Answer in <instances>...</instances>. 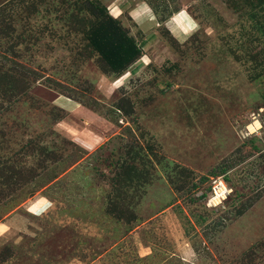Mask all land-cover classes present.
I'll return each mask as SVG.
<instances>
[{"label": "rangeland", "instance_id": "374dc122", "mask_svg": "<svg viewBox=\"0 0 264 264\" xmlns=\"http://www.w3.org/2000/svg\"><path fill=\"white\" fill-rule=\"evenodd\" d=\"M0 227V264H264V0H0Z\"/></svg>", "mask_w": 264, "mask_h": 264}, {"label": "trees", "instance_id": "16d2710c", "mask_svg": "<svg viewBox=\"0 0 264 264\" xmlns=\"http://www.w3.org/2000/svg\"><path fill=\"white\" fill-rule=\"evenodd\" d=\"M103 28L99 30L100 39L96 43L99 42L97 44L103 56L106 57L109 69L120 73L138 59L141 46L145 43L139 44L118 25L110 24Z\"/></svg>", "mask_w": 264, "mask_h": 264}, {"label": "built area", "instance_id": "2783aa9c", "mask_svg": "<svg viewBox=\"0 0 264 264\" xmlns=\"http://www.w3.org/2000/svg\"><path fill=\"white\" fill-rule=\"evenodd\" d=\"M257 121L259 122V126L254 125V123H255L256 121H255L254 123H251V124L248 125V126L253 125V126H252V129H249V128H248L250 134L254 133V132L257 131L259 128H262V125H261L260 121H259V120H257ZM248 126H247V127H248ZM222 188H225V189H226V185H225V183H224L223 180H220V181H219L218 183H216V185L214 186V195L212 196L211 199H209V202H208V206H209V207H216V206H218V205L222 202V200L225 198V196H226V195H224V193H225V189H224V191L222 192V191H221Z\"/></svg>", "mask_w": 264, "mask_h": 264}, {"label": "crops", "instance_id": "0c3cea01", "mask_svg": "<svg viewBox=\"0 0 264 264\" xmlns=\"http://www.w3.org/2000/svg\"><path fill=\"white\" fill-rule=\"evenodd\" d=\"M141 7V6H140ZM140 12L143 14V13H145L146 11H145V9L143 10V9H141L140 8ZM174 21V23H175V20H172V22ZM179 23V22H178ZM184 23V22H183ZM176 24V23H175ZM179 25V24H178ZM176 26V25H175ZM177 27V26H176ZM178 29H179V27H177ZM61 100V99H60ZM62 102H64L65 103V105L67 106L66 107V109L68 110V112H73L74 110H72V107L73 106H75V105H73L70 101H68L67 99H64ZM45 203H46V200L45 199H43V198H41L40 199V197H38V198H36L32 203H31V206H32V208H33V210L35 211V210H37L38 208H40V207H42V206H44L45 205ZM6 223H4V225H5ZM6 226H8L9 228H10V226H9V224L8 225H6ZM12 228V227H11ZM1 229V227H0V236H1V234H3V232H4V230H2ZM6 231V230H5Z\"/></svg>", "mask_w": 264, "mask_h": 264}, {"label": "bare ground", "instance_id": "6f19581e", "mask_svg": "<svg viewBox=\"0 0 264 264\" xmlns=\"http://www.w3.org/2000/svg\"><path fill=\"white\" fill-rule=\"evenodd\" d=\"M254 125H256V126H259V122H258V121H256V122L254 123ZM252 126H253V125H250V126H248L247 128H249V129H252ZM93 130H95V129H93ZM101 134H102V133H101ZM99 137H100V136H99ZM224 189H225V188H222V190H221V191L223 192V191H224Z\"/></svg>", "mask_w": 264, "mask_h": 264}]
</instances>
